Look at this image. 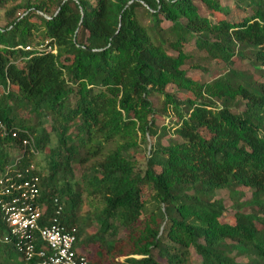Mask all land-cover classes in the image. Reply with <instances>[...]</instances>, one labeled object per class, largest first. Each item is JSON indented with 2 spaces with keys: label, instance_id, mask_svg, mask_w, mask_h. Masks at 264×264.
Segmentation results:
<instances>
[{
  "label": "trees",
  "instance_id": "trees-1",
  "mask_svg": "<svg viewBox=\"0 0 264 264\" xmlns=\"http://www.w3.org/2000/svg\"><path fill=\"white\" fill-rule=\"evenodd\" d=\"M222 1L0 3V177L33 164L41 223L56 198L89 264H264V0H228L234 22ZM40 45L55 53L24 51ZM11 253L0 242V264H33Z\"/></svg>",
  "mask_w": 264,
  "mask_h": 264
},
{
  "label": "built area",
  "instance_id": "built-area-1",
  "mask_svg": "<svg viewBox=\"0 0 264 264\" xmlns=\"http://www.w3.org/2000/svg\"><path fill=\"white\" fill-rule=\"evenodd\" d=\"M24 51L55 53L53 48L43 45L35 49L26 47ZM0 130L3 134L1 123ZM31 143L26 140L23 144ZM32 153L37 152L32 149ZM34 168L31 164L22 172L7 171L0 177V214L6 228L0 242L12 244L23 260L33 264H89L88 255L78 247L76 229L62 223V209L56 198L55 209L41 223L45 208L39 202V178L34 175Z\"/></svg>",
  "mask_w": 264,
  "mask_h": 264
},
{
  "label": "rangeland",
  "instance_id": "rangeland-1",
  "mask_svg": "<svg viewBox=\"0 0 264 264\" xmlns=\"http://www.w3.org/2000/svg\"><path fill=\"white\" fill-rule=\"evenodd\" d=\"M198 8H199V13L201 16L205 17L207 16L208 14V11L207 9L201 4V3H198L196 2ZM222 5L223 6H228V7H231V13L225 17L223 14H219V13H211L210 17H212L213 20L217 21V20H221L223 19L224 17L227 18L229 21H236V20H239L241 17L240 16H243V14L240 12H237L236 10H234L232 8V4L230 1L228 0H223L222 1ZM2 18H3V11L0 10V26L3 25V22H2ZM167 26V24H163V27L165 28ZM184 53H186V55L189 56L190 58V63L191 64H197V62H195V59L196 58H199V57H203V53H199L192 45V43H189L184 49H183ZM174 55V53H172ZM246 61L244 59H239L235 62V65L231 67V69H235V70H238V71H241V70H246L248 69V66L245 65ZM215 70H218V69H214L212 71H215ZM214 73V72H213ZM193 78L197 79L198 81H201V82H208L211 77L210 76H203L201 75L199 72H195V73H191L190 74ZM255 79L258 80L257 76L255 77ZM152 102H153V105L156 109L160 108L161 104H160V98L158 97H153L151 98ZM21 116H26L25 112H21ZM33 123L35 124V126L41 124L43 129H45L48 133H50V125L48 124L47 121L45 120H37V119H34L33 120ZM159 125H162V124H167V120H164V121H161L159 120L158 122ZM51 134V133H50ZM50 139H51V146H53V144L55 143L56 139L54 137V135H51L50 136ZM143 148V147H142ZM45 153H48V149H46ZM44 153V154H45ZM138 159H141L142 158V155H138L137 156ZM35 161V165L37 164L38 167H41V168H44L45 165H44V161H42L41 159V154L39 153L38 157H37V160H34ZM42 170V169H41ZM44 170V169H43ZM75 174H76V177L78 178L80 173L78 170H75ZM217 196L221 199L224 200L227 208H229L231 206V201L230 199L228 198V193L227 191L225 190H222V191H218L217 193ZM148 196L145 195L144 199L145 200H148ZM251 196H250V191H245V197L243 200H246V199H250ZM100 207V202L98 200V198H94V199H85L83 201V204H82V208H81V211H80V215L82 216H85V214L88 212V211H92L93 209L95 208H99ZM232 209H229V211L227 213L224 214V217L222 219V221L224 222H230L231 220V217H232ZM121 237L123 236V234L120 235ZM88 251V252H87ZM86 251V254L88 255V257L91 259V260H96L95 257H94V248H91L89 250ZM191 254V260H192V263H196L197 262V257L195 256V254L193 253V251L190 252ZM10 256L12 257V259L14 261H19L20 260V256L16 253H11ZM124 259V257H120L118 258L119 261H122ZM106 261V260H104Z\"/></svg>",
  "mask_w": 264,
  "mask_h": 264
},
{
  "label": "crops",
  "instance_id": "crops-1",
  "mask_svg": "<svg viewBox=\"0 0 264 264\" xmlns=\"http://www.w3.org/2000/svg\"><path fill=\"white\" fill-rule=\"evenodd\" d=\"M79 247V246H78Z\"/></svg>",
  "mask_w": 264,
  "mask_h": 264
}]
</instances>
